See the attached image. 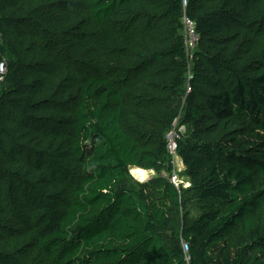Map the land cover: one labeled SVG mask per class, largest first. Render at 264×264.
I'll list each match as a JSON object with an SVG mask.
<instances>
[{
    "label": "trees",
    "instance_id": "1",
    "mask_svg": "<svg viewBox=\"0 0 264 264\" xmlns=\"http://www.w3.org/2000/svg\"><path fill=\"white\" fill-rule=\"evenodd\" d=\"M0 63V264H264V0H0Z\"/></svg>",
    "mask_w": 264,
    "mask_h": 264
},
{
    "label": "rangeland",
    "instance_id": "2",
    "mask_svg": "<svg viewBox=\"0 0 264 264\" xmlns=\"http://www.w3.org/2000/svg\"><path fill=\"white\" fill-rule=\"evenodd\" d=\"M83 7L80 9L77 7V5L74 2H71L66 5V9H70L73 12H78L79 15L86 16L85 11L87 10L85 8L84 10V5L81 4ZM80 6V5H79ZM83 9V10H82ZM84 11V12H83ZM54 11H47L46 14L44 15V20L47 21L49 24L51 23L54 25L52 28H57L59 23L65 19V15L61 16L62 13H56ZM199 47H194L190 49V54L189 56L191 59L190 60V67L193 66L192 62V56L193 52L197 51ZM5 65V64H4ZM3 65V66H4ZM2 76H0L1 78ZM187 90V89H186ZM164 110L165 113L163 115L158 116L151 122H145L146 126L145 128H138L137 126L134 127L137 129L135 132L137 133L138 136H140L142 139H147L151 143L154 142L153 138L156 137L157 135L163 133L170 134V133H182V135H190L192 130H193V125L191 123H183L182 120V115H183V106H184V100H183V94L182 97H180L179 100H175L174 96H170L166 101L163 102ZM178 107V108H176ZM178 111L177 116H172L174 113ZM194 127H204L201 125H195ZM204 136L206 137H211L212 133L211 131L203 132ZM167 137V135H166ZM1 154L0 152V160H1ZM170 159H171V165L172 169L171 172H174L178 179L176 180L177 186L181 187L182 189H187L189 186V182L187 181V178L183 175V168L181 159L180 157L174 152L173 155L170 154ZM142 172L140 174L137 173V167H131L128 171V175L126 177V182L130 185H135V183H142L148 178L155 176L157 172H155L152 169H141L139 168ZM165 167H159V171L157 174H161L164 176H168V171H165ZM170 172V173H171ZM169 173V174H170ZM184 212L186 213L187 217L189 219L195 218L199 214V207L196 204L195 199H189L187 204L184 207Z\"/></svg>",
    "mask_w": 264,
    "mask_h": 264
},
{
    "label": "built area",
    "instance_id": "3",
    "mask_svg": "<svg viewBox=\"0 0 264 264\" xmlns=\"http://www.w3.org/2000/svg\"><path fill=\"white\" fill-rule=\"evenodd\" d=\"M183 31H184V43H185V49L186 51H189L192 49L198 42L197 35L194 30L193 22L187 18L184 17L183 19ZM4 72V66L3 63H0V73ZM187 90H189V87H187ZM178 134L170 133L167 134V149L169 154L173 155L176 149V142L175 140L178 138ZM168 178L171 182H173L176 186V180L178 179L177 175L174 172H171L168 175ZM184 249H186V246L183 244Z\"/></svg>",
    "mask_w": 264,
    "mask_h": 264
},
{
    "label": "bare ground",
    "instance_id": "4",
    "mask_svg": "<svg viewBox=\"0 0 264 264\" xmlns=\"http://www.w3.org/2000/svg\"><path fill=\"white\" fill-rule=\"evenodd\" d=\"M141 172L142 171L139 168H137V173L140 174Z\"/></svg>",
    "mask_w": 264,
    "mask_h": 264
},
{
    "label": "crops",
    "instance_id": "5",
    "mask_svg": "<svg viewBox=\"0 0 264 264\" xmlns=\"http://www.w3.org/2000/svg\"><path fill=\"white\" fill-rule=\"evenodd\" d=\"M182 163V162H181ZM181 168H183L184 169V166H183V164H182V167Z\"/></svg>",
    "mask_w": 264,
    "mask_h": 264
}]
</instances>
